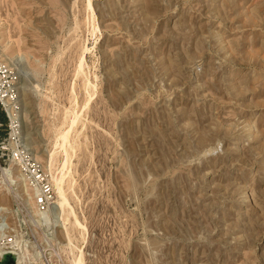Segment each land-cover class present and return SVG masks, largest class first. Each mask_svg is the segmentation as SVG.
<instances>
[{
	"label": "rangeland",
	"instance_id": "obj_1",
	"mask_svg": "<svg viewBox=\"0 0 264 264\" xmlns=\"http://www.w3.org/2000/svg\"><path fill=\"white\" fill-rule=\"evenodd\" d=\"M0 92V259L264 264V0H0Z\"/></svg>",
	"mask_w": 264,
	"mask_h": 264
},
{
	"label": "bare ground",
	"instance_id": "obj_2",
	"mask_svg": "<svg viewBox=\"0 0 264 264\" xmlns=\"http://www.w3.org/2000/svg\"><path fill=\"white\" fill-rule=\"evenodd\" d=\"M75 76L78 77V78L80 77L82 79L85 91H86L87 94H89V98L87 99V103H88L89 100L91 99V97L93 96V94L90 92V89H89L90 86H91V82L87 78V73L85 72V58H84L83 55L79 56V59L77 61V66L75 68ZM73 91L75 92V95H76L77 93H76L75 87H73ZM75 99L78 100L77 99V95H76ZM2 101L5 103V105L9 104L8 100L6 99V97H4L2 99ZM86 105H88V104H86ZM87 108H88V106H87ZM73 110H69L65 114V119H64V123L63 124L66 125L67 128L63 129L62 131H59L60 132L59 133V137H61V139H60V142L57 143V145L59 146V148H62L64 150V152H65V161H64L63 166H62V172L60 171L59 175H56V176L52 177V180H53L52 183L54 185L53 187L56 188L57 194H58V197H57V200H56V205L59 206L60 215L63 216V219H65L67 221H69V214L67 215L66 212H68L67 208L70 206V202H69V198H68L69 196H67V194H66V191H65V188H64V184H65V182H67L66 178H67L69 172L67 173L63 169L66 168V167H68V169H69V166H70V163H71V154H72V153H70V151L75 148L74 144L72 143V141H73L72 139H74L73 138L74 136L72 137L71 134H72V132L74 130H76V127L78 126V124L81 122V119H82V114H79V112H77L75 110L73 111ZM64 125H62V126H64ZM76 132L78 133V130ZM76 132L74 131V133H76ZM77 133H76V135H77ZM76 135H75V137H76ZM77 139H79V138H77ZM77 139L75 138L76 141H77ZM74 143H75V141H74ZM68 147L72 148V149H70V151H69ZM71 152H73V150ZM53 157H54V154L52 155V158H51V166H50L51 168H52V165L54 163L53 162ZM54 205H55V203H54ZM50 208H52V206ZM56 208H54V209H56ZM49 211H46L43 214H47ZM75 224L84 226V225H82L80 223V221L78 220V218L76 216H75ZM11 252L14 253L13 251H11ZM1 255H2V253H1ZM72 264H84L83 255L82 254L81 255L80 254L76 255L74 260H73V262H72Z\"/></svg>",
	"mask_w": 264,
	"mask_h": 264
},
{
	"label": "built area",
	"instance_id": "obj_3",
	"mask_svg": "<svg viewBox=\"0 0 264 264\" xmlns=\"http://www.w3.org/2000/svg\"><path fill=\"white\" fill-rule=\"evenodd\" d=\"M4 97H7V95L5 96L0 92V101ZM37 198H38L37 201L38 206L43 209H48L54 199L52 186L46 182H42V184L39 185V193Z\"/></svg>",
	"mask_w": 264,
	"mask_h": 264
},
{
	"label": "water",
	"instance_id": "obj_4",
	"mask_svg": "<svg viewBox=\"0 0 264 264\" xmlns=\"http://www.w3.org/2000/svg\"><path fill=\"white\" fill-rule=\"evenodd\" d=\"M0 264H17V256L11 251H8L3 254L0 259Z\"/></svg>",
	"mask_w": 264,
	"mask_h": 264
},
{
	"label": "trees",
	"instance_id": "obj_5",
	"mask_svg": "<svg viewBox=\"0 0 264 264\" xmlns=\"http://www.w3.org/2000/svg\"><path fill=\"white\" fill-rule=\"evenodd\" d=\"M0 120H1L2 123L5 122L6 121L5 116L4 115H1Z\"/></svg>",
	"mask_w": 264,
	"mask_h": 264
}]
</instances>
